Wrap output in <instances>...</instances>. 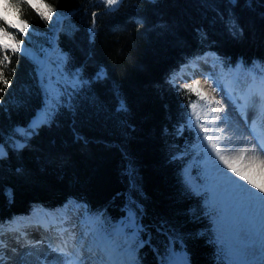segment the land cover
I'll return each mask as SVG.
<instances>
[{
    "label": "trees",
    "instance_id": "obj_1",
    "mask_svg": "<svg viewBox=\"0 0 264 264\" xmlns=\"http://www.w3.org/2000/svg\"><path fill=\"white\" fill-rule=\"evenodd\" d=\"M47 3L64 14L63 23L53 28L55 15L44 21L25 5L22 17L35 34L30 30L18 39L46 53L57 29L56 50L70 57L72 71L83 69L91 84L73 98L72 114L64 108L28 147L17 152L9 145L0 159V220L70 196L104 209L111 220L139 209L147 229L143 239L151 241L140 250L142 264L165 255L174 237L173 247L183 248L191 264H218L203 201L184 183L191 158L185 148L193 137L179 134L178 125L194 95L175 90L165 76L208 47L226 62H264V0H238L234 9L229 0H122L114 11L100 0ZM229 13L242 35L228 31ZM11 67L15 76L6 75L12 87L0 93L6 102L0 107V142L14 127L27 126L44 101L32 61L18 53ZM99 71L106 79L95 81ZM121 101L126 111L119 110ZM192 174L197 176L196 166Z\"/></svg>",
    "mask_w": 264,
    "mask_h": 264
},
{
    "label": "snow or ice",
    "instance_id": "obj_2",
    "mask_svg": "<svg viewBox=\"0 0 264 264\" xmlns=\"http://www.w3.org/2000/svg\"><path fill=\"white\" fill-rule=\"evenodd\" d=\"M102 2L114 11L113 6L122 0ZM0 4V84L3 85L0 93L12 87L6 73L15 76L12 57L22 53L35 65V75L44 97L42 107L28 126L23 131L13 129L12 135L5 136L0 142V159H5L9 145L17 152L28 147V141L41 128L51 126L66 106H74L73 98L91 81H85L83 69L72 71L68 67L70 57L66 53L53 49L56 55L50 58L43 50L36 53L24 47V42L18 39L21 34L28 36L30 30L35 34L28 20L22 17L25 5L44 21H52L55 15L53 28L63 23V13H57L47 0H0ZM228 6L238 7V0H229ZM95 15L93 13V28L90 29L92 35L95 34ZM13 16L14 19L10 18ZM227 26L231 34L242 35V29L231 13L227 16ZM201 39L206 40V34H202ZM210 57L214 67L220 69L225 83H221L219 77L210 76L203 84L194 80L177 87V91L187 89L198 98L190 103L191 113L185 112V122L178 128L179 134L187 131L193 137L185 153L193 155L194 166L200 170L193 177L186 169L184 183L192 195L203 201L204 213L213 224L220 264H264V138L255 136L257 119L264 121V62L253 61L249 67L240 61L233 68L215 53H205L195 59L207 64ZM106 76V72L99 71L94 80L102 81ZM168 83L175 87V75ZM204 85L210 91H206ZM5 103L0 101V107ZM119 110H127L123 101ZM257 151L260 155H249V152ZM6 195L11 200L10 190H6ZM16 223L15 219L0 222V232L5 228L15 231ZM146 231L140 222L139 209L117 224L97 214L91 217L88 231L80 234L68 228L60 231L62 243L49 244L51 252L57 254L49 264H142L139 250L151 243L141 238ZM174 243L175 237L170 239L169 250L160 258V264H190L183 248L177 253ZM257 244L260 257L254 260ZM0 264H5L2 254Z\"/></svg>",
    "mask_w": 264,
    "mask_h": 264
},
{
    "label": "rangeland",
    "instance_id": "obj_3",
    "mask_svg": "<svg viewBox=\"0 0 264 264\" xmlns=\"http://www.w3.org/2000/svg\"><path fill=\"white\" fill-rule=\"evenodd\" d=\"M46 53L49 54V51L46 52ZM203 81H204V79L201 78V83L202 84H203ZM237 150H239V149H237ZM225 171H226V169H225ZM256 246H257V249H258L257 256H256V260H257V259H259V257H258L259 247H258V245H256ZM42 249H43V247L40 249L41 253L44 252L42 255L47 254V250H45V249L42 250ZM10 252H11L10 255H13V258L11 259L12 260V264H25V262H27V264H31V260L39 259L38 255H36L37 253L35 251L32 252L28 248H23V247L20 248V249L17 248L16 250H10ZM40 252H39V254H41ZM51 259H53V255L51 256ZM49 261H51V260H49ZM48 264H49V262H48Z\"/></svg>",
    "mask_w": 264,
    "mask_h": 264
},
{
    "label": "bare ground",
    "instance_id": "obj_4",
    "mask_svg": "<svg viewBox=\"0 0 264 264\" xmlns=\"http://www.w3.org/2000/svg\"><path fill=\"white\" fill-rule=\"evenodd\" d=\"M252 154H255V153L250 152V155H252ZM226 171H227V170H226ZM258 245H259V244H258ZM259 255H260V254H259ZM42 263L44 264V263H45V260H43Z\"/></svg>",
    "mask_w": 264,
    "mask_h": 264
}]
</instances>
